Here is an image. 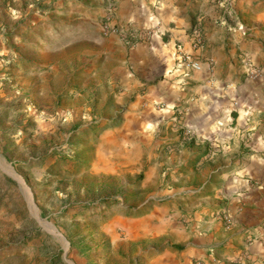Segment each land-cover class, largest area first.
I'll use <instances>...</instances> for the list:
<instances>
[{"label": "rangeland", "instance_id": "obj_1", "mask_svg": "<svg viewBox=\"0 0 264 264\" xmlns=\"http://www.w3.org/2000/svg\"><path fill=\"white\" fill-rule=\"evenodd\" d=\"M116 3L0 0V264H158L151 253L170 242L169 233L135 239L134 222L161 189L156 179L145 183L146 173L170 168L169 144H155L170 130L155 135L147 128L119 142L132 122L125 113L135 96L121 92L127 76L137 77L129 49L139 39L117 18ZM106 23L118 31L106 32ZM261 52L252 60L256 74L246 76L254 93L223 119V127H237L235 136L212 148L216 172L203 187L220 190L219 204L232 214L245 206L246 192H260L264 223V47ZM245 78L236 73L228 84L237 88ZM237 186L243 190L222 196L224 187ZM248 239L235 235L219 254L241 264L239 254L261 240Z\"/></svg>", "mask_w": 264, "mask_h": 264}, {"label": "crops", "instance_id": "obj_2", "mask_svg": "<svg viewBox=\"0 0 264 264\" xmlns=\"http://www.w3.org/2000/svg\"><path fill=\"white\" fill-rule=\"evenodd\" d=\"M116 1L117 18L128 30H135L139 39L129 49L137 77L127 76L121 92V97L135 96L125 113L132 122L119 134V142L138 133L141 137L147 128L155 130V135L162 128L170 130L166 140L155 143L169 144L170 168L159 175L154 169L146 173L145 183L156 179L161 189L151 193L150 211L135 219V239L170 234L161 253H151L158 264H196L198 260L230 264L219 252L231 245L235 235L264 239L260 192H246L245 206L232 214L220 206V190L212 184L203 186L216 172L212 148L235 136L237 127H223V119L229 120L234 109L246 105L248 94L254 93L247 85L244 60L263 57L264 0ZM182 53L199 60L202 68L187 69ZM236 73L246 77L238 90L228 84ZM225 130L233 132L223 137ZM123 154L131 156L130 152ZM200 176L205 178L202 186ZM203 188L205 194H201ZM241 190V186L224 187L222 196ZM166 215L170 220H163ZM228 222L237 228L230 229ZM261 240L239 254L241 264H264V253L256 247Z\"/></svg>", "mask_w": 264, "mask_h": 264}, {"label": "built area", "instance_id": "obj_3", "mask_svg": "<svg viewBox=\"0 0 264 264\" xmlns=\"http://www.w3.org/2000/svg\"><path fill=\"white\" fill-rule=\"evenodd\" d=\"M104 30L109 33H116L118 31L117 27L109 25L108 23L104 24ZM197 40H201V36L197 33ZM182 63L185 64V67L189 70H200L202 68V63L199 60L193 59L190 54L182 53ZM245 66L247 67V74L254 75L257 70L254 67V63L251 58H246L244 60ZM196 264H203L201 260L196 261Z\"/></svg>", "mask_w": 264, "mask_h": 264}, {"label": "water", "instance_id": "obj_4", "mask_svg": "<svg viewBox=\"0 0 264 264\" xmlns=\"http://www.w3.org/2000/svg\"><path fill=\"white\" fill-rule=\"evenodd\" d=\"M11 175H12L16 180H18L19 182H21V183L25 186L26 190H28V193H29L30 198L32 199L31 194H30V191H29L28 187L26 186V184H25L23 178H22L17 172H15L14 175H13V174H11ZM34 207H35L36 210H37V207H36V206H34Z\"/></svg>", "mask_w": 264, "mask_h": 264}, {"label": "bare ground", "instance_id": "obj_5", "mask_svg": "<svg viewBox=\"0 0 264 264\" xmlns=\"http://www.w3.org/2000/svg\"><path fill=\"white\" fill-rule=\"evenodd\" d=\"M7 167H8V169H9L10 172H9L8 170H7V171H8L10 174H13V175H14L15 171H14L11 167H9V166H7ZM30 199H31V198H30ZM33 207H34V206H33ZM34 208H35V207H34ZM35 209H36V208H35ZM36 211H37V210H36Z\"/></svg>", "mask_w": 264, "mask_h": 264}]
</instances>
